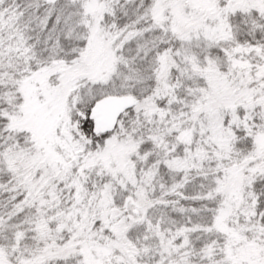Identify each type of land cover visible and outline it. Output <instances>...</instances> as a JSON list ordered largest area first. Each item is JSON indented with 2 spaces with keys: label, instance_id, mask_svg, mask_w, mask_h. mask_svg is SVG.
<instances>
[{
  "label": "snow or ice",
  "instance_id": "obj_1",
  "mask_svg": "<svg viewBox=\"0 0 264 264\" xmlns=\"http://www.w3.org/2000/svg\"><path fill=\"white\" fill-rule=\"evenodd\" d=\"M0 264H264V0H0Z\"/></svg>",
  "mask_w": 264,
  "mask_h": 264
}]
</instances>
